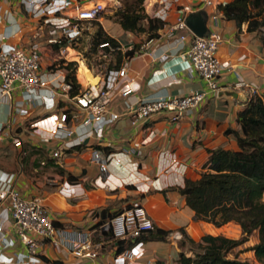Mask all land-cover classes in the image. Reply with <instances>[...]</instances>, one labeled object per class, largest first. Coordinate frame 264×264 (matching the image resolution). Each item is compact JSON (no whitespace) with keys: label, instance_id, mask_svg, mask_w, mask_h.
Listing matches in <instances>:
<instances>
[{"label":"crops","instance_id":"obj_1","mask_svg":"<svg viewBox=\"0 0 264 264\" xmlns=\"http://www.w3.org/2000/svg\"><path fill=\"white\" fill-rule=\"evenodd\" d=\"M197 1L147 0V13L166 22V26L159 30L160 36L153 40L146 33L123 30L112 18L104 19L103 26L109 35L122 44L133 40V44L139 46L140 54L130 61L128 76L122 85L124 90H131L125 100L157 99L207 89L206 81L189 61L190 41L181 40L178 33L166 34L169 25L181 14L182 6ZM214 1L219 5L232 0ZM3 7L5 23H0V38L7 34L9 44L22 42L24 45L44 40L45 33L36 20L28 18L18 0H6ZM107 22L111 27L115 24L117 34L108 28ZM216 29L226 40L219 51L220 56L233 67L225 70L220 77L221 90L236 94L222 97L209 94L200 108L178 123H172L167 112L137 124L133 123L134 117L128 115L105 128L102 137L95 135L86 139L81 146L68 148L65 147L66 139L52 137L51 128L58 113L65 106L71 107V103L62 101L59 109L48 110L35 100L25 103L28 114L17 116L18 125L14 134L23 140L22 147L16 146L10 135L0 134V182L7 174H15L16 187L26 197L43 199L58 227L68 230L75 238L89 233L96 247L103 250L96 260L79 259L74 257L63 239L56 244L47 241L38 249L39 264H148L150 261V264H176L180 253H187L180 247L182 241L193 239L199 243L203 235L223 234L212 232L235 224L218 228L202 220L195 221L194 211L187 205L186 198L176 190L185 185L187 178H199L209 159L208 149L237 148L234 135L226 134V130L238 128L237 114L253 94L247 88L237 86L239 79L236 72H240L246 82L257 84L259 92L264 93V46L257 33L248 31V23L240 26L234 20L225 19L222 13ZM78 54L72 48L59 51L57 60L78 61L74 57ZM45 55L42 57L44 78L54 85L63 83L65 69L58 68V64L55 70H50L52 64H48ZM243 56L245 58L240 59ZM77 76L83 87H87L88 84L97 83L101 73L91 72L80 60ZM40 94L47 95L44 91ZM20 96V91L14 93L13 105L0 103V127L13 120L14 108L20 106ZM125 100L116 98L117 111H124ZM51 102L49 99L45 101L48 108ZM68 125L75 128L76 122L69 121ZM151 131L157 135L150 140L148 135ZM136 142L143 143L141 154L132 155L128 150ZM58 150L61 155L54 157V152ZM94 150H100L114 159L108 165L111 187L97 186L95 183L99 165L90 161ZM117 159L120 164L116 163ZM64 183L70 187L64 188ZM135 200H140L146 206L156 227L170 233L181 231L185 238L146 241L143 252H139L138 258L132 261L120 258L121 254L116 255L114 240L104 233L108 231L107 223L101 225L99 221L109 220L115 212L124 211ZM7 207V201L0 199V244L4 238L13 240L15 244L0 250L3 254L1 259L3 256L15 258L18 254L31 255L27 245L20 240ZM3 261L0 260V264Z\"/></svg>","mask_w":264,"mask_h":264},{"label":"built area","instance_id":"obj_2","mask_svg":"<svg viewBox=\"0 0 264 264\" xmlns=\"http://www.w3.org/2000/svg\"><path fill=\"white\" fill-rule=\"evenodd\" d=\"M4 1L6 0H0V23H5ZM18 2L26 10L28 18L36 20L38 27L44 33L49 31L47 41L51 44H60L61 52L72 48V43H77L85 37V23L97 21L99 25L103 26L105 19L103 12L105 6L99 2L90 6L93 3L92 0H18ZM198 11L206 13L208 18L209 30L202 37L195 34L186 22L190 13ZM220 14L214 0H198L194 4H185L181 8V14L175 22L169 25L166 32L167 35L178 33L181 40L190 41L189 61L192 68L206 81L207 89L193 90L186 95H168L157 99H139L134 102L125 100L129 97L131 90L122 88L128 76L130 61L140 54V51L136 50L133 56L126 55L135 47L133 40L128 44H122L116 39L117 46L110 42L100 44L99 55L105 62L91 69V72L99 71L101 77L97 83L88 84L81 93L72 97L70 96L72 89L70 83L64 81L54 85L44 78L43 50L39 41H32L27 45L22 42L9 44V35L4 34L0 38L2 43L0 47V103L7 102L13 105L14 93L17 91H20L21 96L18 103L20 106L16 105L14 108L13 120L8 125L0 127V134L10 135L15 145L22 147L23 140L14 134L16 125H18L17 116L28 114L29 111L24 105L35 100L48 110L59 109L62 101L71 103V107L65 106L58 113L55 125L51 128L52 137L58 140L66 139L65 147L68 148L81 146L86 142V139L95 135L102 137L105 128L128 115H132L133 123L137 124L156 114L167 112L170 113V121L178 123L187 114L200 108L206 102L209 94H217L221 89L219 79L223 72L233 69L232 65L224 60L219 53L226 41L223 34L216 29ZM21 30L20 27L19 31ZM118 52L123 54V62L120 67L113 66ZM243 58L245 56L240 59ZM79 67L80 65H78V70ZM236 74L239 79L238 87L247 88L253 95H261L257 84L246 82L238 71ZM42 91L47 95L41 96L40 92ZM117 97H122L125 100V109L122 112L116 110ZM48 99L52 101L49 108L45 104ZM69 121L76 122L75 128L69 127ZM156 135L154 131H151L148 139L151 140ZM142 144V142L134 143L128 152L132 155L141 154ZM60 155V150L53 154L54 157ZM112 160L114 161L111 156L105 155L100 150H94L91 153L90 161L99 165V175L95 179L97 186L111 187L109 182L111 174L108 165ZM173 161L177 162L176 159ZM116 163L120 164V160L117 159ZM15 179V174H7L0 182V199L7 201V208L18 229L19 238L27 245L31 255L18 254L15 258L3 256L1 259L3 254L0 253V260H4L2 264H39L41 259L38 257V249L42 244L47 241L56 244L62 239L76 258L96 260L99 257L98 247L94 244L89 233H82L79 238H75L68 230L56 226L44 200L39 197H26L16 187ZM63 187L69 188L70 186L68 183H64ZM155 227L154 219L140 200L133 201L129 207L107 222V228L112 229L116 239L135 240L143 232L153 230ZM1 230L2 228H0ZM168 237L173 240L185 238L181 231L169 233ZM14 244L13 240L4 238L0 244V250L7 249ZM144 244L145 242L137 243L119 257L135 260L138 258L139 252H143ZM150 263L152 262L150 261Z\"/></svg>","mask_w":264,"mask_h":264},{"label":"trees","instance_id":"obj_3","mask_svg":"<svg viewBox=\"0 0 264 264\" xmlns=\"http://www.w3.org/2000/svg\"><path fill=\"white\" fill-rule=\"evenodd\" d=\"M145 3L146 0H125L123 7L116 11V22L125 31L146 33L149 39H155L160 36L159 30L166 26V22L149 15ZM218 9L227 20H234L240 26L248 23V31L256 32L264 46V0H232L219 4ZM99 26L94 35V45L110 42L117 46V40L102 25ZM138 49L139 46L135 45L126 55L133 56ZM94 50L97 53V49ZM115 58L113 66L120 67L123 54L118 52ZM57 65L65 69V82L72 85L70 96L81 93L83 86L77 77L78 63L60 60L49 69L55 70ZM237 124V129L226 130V134L234 135L237 148L208 149L209 159L199 178H187L185 185L176 190L194 211L195 221L202 220L218 228L235 223L240 226L241 237L205 234L199 243L190 239L189 242L200 246L202 251L194 256L182 251L176 264H264V93L252 95L245 102L237 114ZM119 213L115 212L109 220ZM109 220H101L99 224H106ZM104 233L114 240L116 255H120L139 242L166 240L170 232L155 227L135 240L116 239L112 229ZM255 233L259 241L251 250L257 263L237 256L228 257L234 249L249 242ZM181 243L185 245L184 241Z\"/></svg>","mask_w":264,"mask_h":264},{"label":"rangeland","instance_id":"obj_4","mask_svg":"<svg viewBox=\"0 0 264 264\" xmlns=\"http://www.w3.org/2000/svg\"><path fill=\"white\" fill-rule=\"evenodd\" d=\"M93 3L90 4V6H92L94 3L99 2L102 3L105 6L104 9V16L106 20H111L114 19L113 21L116 22V11L123 7V5L125 4V0H92ZM38 23V22H37ZM108 28H110L112 30V32L114 34H117V27L115 26V24L112 26L115 28H112L110 25V23L107 22ZM85 37L82 38L80 41H78L77 43H72V48L75 49L77 52H79L80 54H78V56H74L76 57V59L78 61H75L78 63V65H80V60L85 62V64L88 66V68L94 69L95 67H97L100 64H104V59H102L99 55V45H94V35L96 34V32L98 31V29L100 28L99 23L97 21H94L93 23H85ZM105 29V28H104ZM117 31V32H116ZM46 36H44V40L43 41H39L43 50V54L45 53V58L48 61V64H54L56 63L58 58H59V51H60V44H51L47 41V37L49 36V31L45 32ZM148 37V36H147ZM29 42H27L25 45H27ZM94 49H97L98 53H96ZM48 69V67H47ZM101 69V68H99ZM49 71V70H48ZM95 72V71H94ZM78 77V76H77ZM79 79V77H78ZM80 82V79H79ZM85 87V86H84ZM83 87V88H84ZM212 233H223L231 238H240L241 237V229L239 228L238 225L236 224H230L226 227H224L222 230L216 231V232H212ZM259 241L258 238V234L255 233L251 236L250 241L237 247L236 249H234L229 255V258H234L235 256H237L239 259L242 260H249L251 262H258V260L255 257L254 251L251 250V248L257 244ZM185 245L183 247V245L181 244L180 247L181 249H185L187 251V254L190 256H194L195 253L201 252L202 248L198 245H194L192 243H190L189 241H184ZM98 252H99V256L101 255V252H103V250L98 248Z\"/></svg>","mask_w":264,"mask_h":264},{"label":"water","instance_id":"obj_5","mask_svg":"<svg viewBox=\"0 0 264 264\" xmlns=\"http://www.w3.org/2000/svg\"><path fill=\"white\" fill-rule=\"evenodd\" d=\"M187 25L189 28L198 36H204L207 34L209 28H208V18L207 16L202 12H194L190 13L186 18ZM236 94L234 91L230 90H219L217 95L219 97H222L224 95H233Z\"/></svg>","mask_w":264,"mask_h":264}]
</instances>
